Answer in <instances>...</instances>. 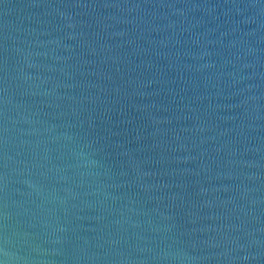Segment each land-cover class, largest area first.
<instances>
[{"label": "water", "instance_id": "obj_1", "mask_svg": "<svg viewBox=\"0 0 264 264\" xmlns=\"http://www.w3.org/2000/svg\"><path fill=\"white\" fill-rule=\"evenodd\" d=\"M0 264H264V0H0Z\"/></svg>", "mask_w": 264, "mask_h": 264}]
</instances>
